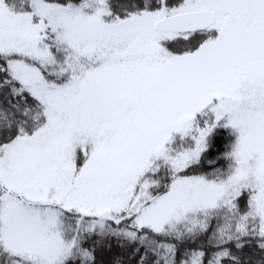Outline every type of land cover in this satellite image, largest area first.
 I'll return each mask as SVG.
<instances>
[{
  "label": "snow or ice",
  "instance_id": "6c2138e0",
  "mask_svg": "<svg viewBox=\"0 0 264 264\" xmlns=\"http://www.w3.org/2000/svg\"><path fill=\"white\" fill-rule=\"evenodd\" d=\"M0 264H264V0H0Z\"/></svg>",
  "mask_w": 264,
  "mask_h": 264
}]
</instances>
